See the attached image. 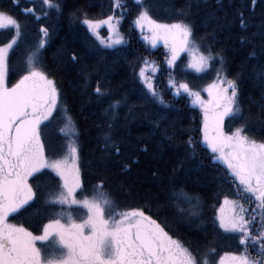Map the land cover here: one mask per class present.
<instances>
[{"label": "trees", "instance_id": "trees-1", "mask_svg": "<svg viewBox=\"0 0 264 264\" xmlns=\"http://www.w3.org/2000/svg\"><path fill=\"white\" fill-rule=\"evenodd\" d=\"M52 2L59 7L48 8L43 0H0V11L11 14L20 24L19 38L9 50V85L23 74L30 59H42L46 75L57 87L58 105L50 122H45L47 127L41 126V141L49 159L61 156L66 121L71 127L82 183L77 198L107 199L113 214L137 210L157 223L163 220L173 239L185 247L199 246L201 260L245 251L236 234L218 228V208L225 197L243 204L245 218L255 216L253 234L264 227V212L255 202L236 195V184L227 168L202 143L201 110L191 105L184 92L174 93L170 80L177 86L186 83L199 89L216 71L235 82L242 115L229 123L226 131L243 123L250 139L264 142V0ZM117 2L122 7H115ZM141 9L157 22L189 24L197 49L214 57L209 68L200 73L191 71L184 55L169 68L167 50L162 45L149 46L134 23ZM109 15L120 17L118 30L124 41L114 48L102 47L83 24L84 19ZM41 28L47 29L48 36ZM14 35V28L0 30V44ZM41 39L46 41L44 48H40ZM73 53L78 57L76 62L69 59ZM143 67L148 68L158 100L139 78ZM85 69L91 72L87 82L82 74ZM97 86L102 92L107 90L99 99L94 94ZM106 136L113 141L111 149L102 147L108 144ZM189 140L194 153L188 148ZM105 151L110 155L105 157ZM42 185L43 198L49 197V189L54 193L55 180L45 177ZM65 207L56 206L57 211L70 208ZM73 208L80 211L78 206ZM177 213L189 222L176 223ZM11 221L34 235L48 222H41L35 209ZM36 243L39 248L45 244ZM208 247L215 251L205 256ZM247 251L261 258L259 244Z\"/></svg>", "mask_w": 264, "mask_h": 264}, {"label": "snow or ice", "instance_id": "snow-or-ice-1", "mask_svg": "<svg viewBox=\"0 0 264 264\" xmlns=\"http://www.w3.org/2000/svg\"><path fill=\"white\" fill-rule=\"evenodd\" d=\"M43 4L48 8L59 7L52 0H43ZM114 6L122 7L118 2ZM119 19L109 15L104 20L84 19L83 24L102 47L114 48L124 42L117 30ZM134 23L141 31L147 30L151 34L144 38L150 39L153 45L158 40L164 42L168 49L166 64L169 68L176 64L183 52L191 55L187 66L197 73L203 72L214 59L211 54H195L193 30L187 23H157L147 10H141ZM102 25L108 27L107 38L101 37L97 31ZM9 27L14 28L17 35L11 42L0 46V264H216L213 259L201 261L199 246L190 244L185 247L180 240L173 239L165 231L168 224L163 220L157 223L156 219L137 210L113 214L107 199L77 198V190L82 188L80 171L69 164V160L75 159L76 147L68 146L70 156L49 159L41 141V126L47 127L45 122H50L49 118L57 109V87L46 75L40 58L36 62L30 59L28 67L22 70L23 74L9 86L12 71L9 50L19 38L20 24L11 14L0 11V29ZM40 31L48 36L47 29L41 28ZM45 43L41 39L40 48H44ZM69 59L76 62L78 57L73 53ZM82 74L87 82L91 72L85 69ZM139 78L151 97L158 100L143 69ZM217 78L219 82L213 80L203 89L207 99H202L201 92L193 91L186 83L178 85L177 94L182 90L192 98L194 105L201 108L204 143L214 157L226 165L236 184V195L249 203L255 202L264 212V142L250 139L243 123L226 131V126L242 114L236 83L231 80L225 83L219 72ZM170 84L177 87L174 81L170 80ZM94 94L99 99L107 94V90L102 92L97 86ZM106 139L108 144L102 147L111 149L113 141L107 136ZM187 145L194 153L193 142L189 140ZM116 154H119V148ZM104 155L107 157L110 152L105 151ZM45 177L49 181L55 180L56 185L54 193L49 189L48 198L41 195ZM224 204L230 205L231 211L217 217L218 228L236 234L245 251L221 256L219 264H264V227L253 234L255 216L246 219L247 209L236 200L225 197ZM57 205L80 206L86 209V219L74 222L72 213L66 209L57 211ZM29 209L39 212L41 222L48 221L42 224L40 235L9 222L10 217L23 215ZM174 215L178 224L189 222L188 217ZM261 223L264 224V215ZM37 241L58 245L59 254L54 259L48 258L36 246ZM256 244H259L260 259L247 251ZM214 251L208 247L204 255L209 256Z\"/></svg>", "mask_w": 264, "mask_h": 264}, {"label": "rangeland", "instance_id": "rangeland-1", "mask_svg": "<svg viewBox=\"0 0 264 264\" xmlns=\"http://www.w3.org/2000/svg\"><path fill=\"white\" fill-rule=\"evenodd\" d=\"M136 1H139V0H136ZM141 10H143V9H141ZM139 13H140V11L138 12V14H137V17H138V15H139ZM136 17V18H137ZM104 19H106V18H103V19H99V20H104ZM136 20V19H135ZM94 21H97V20H94ZM157 22V21H156ZM113 23L115 24L116 23V21L114 20L113 21ZM157 23H161V22H157ZM168 24H170V23H168ZM87 27V26H86ZM9 28H11V27H9ZM140 29V28H139ZM0 30H2V29H0ZM117 30H118V25H117ZM98 32H99V35L101 36V37H103V38H107L108 37V35H109V33H108V27H107V25H102L98 30H97ZM104 31V32H103ZM140 31H141V29H140ZM90 32V31H89ZM118 32H119V30H118ZM119 34H120V32H119ZM121 35V34H120ZM141 35H142V38H143V40L149 45V46H153V47H155V46H157V45H162L166 50H167V54H168V49L164 46V42L162 41V40H158L156 43H155V45H153L152 43H151V41H150V39H148V40H146L144 37L147 35V36H149L150 37V33H148L147 32V30H144V31H141ZM95 36V35H94ZM96 37V36H95ZM9 42H11V39H5V41L3 42V43H1L0 44V46H4L5 44H7V43H9ZM99 42V41H98ZM193 48L196 50V52H195V54L196 55H199V54H201V52L197 49V47L194 45V43H193ZM181 55H184V57H185V60H186V65H188V63H189V61H190V59H191V55L188 53V52H183V53H181L180 54V56ZM187 68H188V66H187ZM208 68H209V66H208ZM143 70H144V75L146 76V77H148V68L147 67H143L142 68ZM188 69H190V68H188ZM191 71H194V70H192V69H190ZM141 71V70H140ZM195 72V71H194ZM152 74V73H151ZM151 74H150V78H151ZM220 76L221 77H223L224 78V80H225V83L228 81L224 76H222V74H220ZM151 80V79H150ZM213 80H217V82H219V80H218V78H217V72L215 71V75L210 79V80H208L207 82H205L204 84H203V86L202 87H200L199 89H194V87H190L193 91H200L201 92V97H202V99H207L208 97H207V93L206 92H204L203 91V89L207 86V84H209V83H211ZM172 88H173V92L174 93H176V92H178V86L177 87H173L172 86ZM179 92H183L182 90H179ZM186 94V93H185ZM187 95V94H186ZM188 96V95H187ZM189 97V96H188ZM189 99H190V103H191V105H193V106H197L200 110H201V108L199 107V105H194L193 103H192V98H190L189 97ZM201 113H202V111H201ZM66 121V120H65ZM202 128H203V113H202ZM63 133L66 135V137H64L63 139H62V144H63V147H62V155L61 156H56L55 158H53V159H62V158H64L65 156H70L71 155V153L69 152V149H68V146L69 145H72V146H75V140H74V136H73V133H72V129H71V127L68 125V123H67V121H66V123H65V125H64V129H63ZM202 143L206 146V144L204 143V140H203V133H202ZM258 143H260V142H258ZM207 147V146H206ZM210 152H211V150L210 149H208ZM214 156V155H213ZM216 161H218L220 164H222L224 167H226V165L222 162V161H220V160H218V159H216L215 157H213ZM69 164L70 165H74L77 169H78V166H77V154L75 155V159L74 160H69ZM227 168V167H226ZM230 201L231 200H233V199H229ZM73 206H77V205H73ZM66 207H69V206H66ZM65 207V208H66ZM79 208H80V211L79 212H77V210L76 209H70V208H68L67 209V211H69V212H71V213H73V220H74V222H77V223H79V222H81L83 219H86V209H83L82 207H80V206H78ZM81 208L83 209L82 211H81ZM230 211H231V206L230 205H226V204H224V201L222 202V204L219 206V208H218V211H217V217L220 215V214H224V215H228L229 213H230ZM75 212V213H74ZM250 216V215H249ZM63 222V221H62ZM40 234H42V231H41V233ZM39 234V235H40ZM39 242V241H38ZM46 242H50V241H45V242H42V243H46ZM36 246H37V243H36ZM44 247H43V249L47 252L48 251V249L49 250H51L50 249V246L48 245V244H44L43 245ZM57 245H53L52 244V247L53 248H55ZM38 247V246H37ZM50 256L52 255V251H48L47 252ZM226 254H240V253H223V254H220L214 261L216 262V264H219V259H220V257L221 256H225ZM48 256V255H47ZM53 256H55V255H52L51 257H53ZM49 257V256H48ZM50 259H54V257L53 258H50ZM204 259H202L201 261H203Z\"/></svg>", "mask_w": 264, "mask_h": 264}, {"label": "flooded vegetation", "instance_id": "flooded-vegetation-1", "mask_svg": "<svg viewBox=\"0 0 264 264\" xmlns=\"http://www.w3.org/2000/svg\"><path fill=\"white\" fill-rule=\"evenodd\" d=\"M9 86H10V85H9ZM116 218L118 219L119 216H117ZM11 220H12V217L9 218V222H10V223H13ZM45 244H47V242H46ZM49 246H50V245H49ZM43 247H44V246H43ZM43 247H42L41 249H42V253H43L44 255H48V253H47L48 251H52V255H55V256H53L54 258L59 254V252H58L59 246H58V245H57L55 248H53L52 245H51V246H50V249H51V250L48 249L47 252L43 249ZM52 255H51V256H52ZM51 256H49L48 258H53V257H51Z\"/></svg>", "mask_w": 264, "mask_h": 264}]
</instances>
